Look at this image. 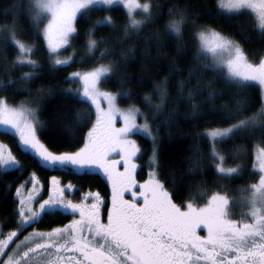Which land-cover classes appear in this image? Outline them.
<instances>
[{
    "label": "snow or ice",
    "instance_id": "obj_1",
    "mask_svg": "<svg viewBox=\"0 0 264 264\" xmlns=\"http://www.w3.org/2000/svg\"><path fill=\"white\" fill-rule=\"evenodd\" d=\"M218 3L230 12L252 10L259 28L264 30V0H218ZM116 4L126 9L123 29L126 34L139 35L145 28L155 27L162 14L157 12L153 16L155 0H10L3 9L5 22L0 23V59H9L4 53L10 43L16 46L18 54L3 69L5 78L0 79V85L4 87L0 91H7L17 79L25 82L27 90V84L41 75L36 71L40 63L31 57L35 45L21 38L22 17L29 32L44 41L53 57L52 63L70 66L74 57L63 60L58 57L71 47L74 34L78 33V15L89 16L97 6L111 12ZM167 15L173 17L167 21L169 34L179 37L189 27L193 29L192 66L187 80L180 82L182 90L201 74L195 71L199 65L202 72L215 70L228 84L239 85L240 90L245 85L252 87L247 82H256L264 95V58L254 62L235 40L195 23L200 17L193 16L186 6L174 5ZM93 23L114 21L108 15ZM86 36L89 49L100 51L101 59L116 55L114 49L98 48L93 29H88ZM153 38L158 39V33L149 37ZM122 55L134 58L131 52ZM25 64L33 71L10 78L16 68ZM212 65L219 69H213ZM119 67L114 60L91 70L71 72L65 79L64 83L79 85L76 95L83 97L79 102L88 105L87 111H76L71 123L64 125L69 140L67 150L54 147L45 137L49 121L41 119L43 106H17L0 96V128L3 134L14 135L19 149L17 152L0 140V167L17 172L13 182L2 184L5 195H11L13 208L8 217L0 220V264H264V147L257 146L255 152L253 167L259 169L258 179L238 189V195L214 191L203 204L194 198L176 202L174 191L166 186L167 181L155 167L150 166L146 179L137 180L141 148L133 138L136 129H142L153 141L155 135L147 119L138 123L139 107L122 109L117 103L120 94L100 88L102 77ZM157 89L163 101L168 89L166 85H157ZM204 90L213 100L225 94L213 88L212 81L204 88L189 89L180 98L191 103L189 117L199 114L196 96ZM62 91L72 94L71 88ZM32 103L40 102L34 99ZM221 108L227 110V105ZM241 111L238 108L223 119L231 120ZM84 127L86 133L73 141L74 133L69 130ZM245 130L250 136L259 133L264 144V104L234 123L206 134L215 139L234 137V133ZM194 152H199L198 145H194ZM21 155L29 159H21ZM213 159L220 161L215 168L221 174L231 176L241 171L239 165L225 167V157L218 151L213 153ZM151 160L153 163L156 160L155 145ZM70 168L96 169L101 173L110 185V201L99 191L91 190L75 200L71 192L78 189L72 181L64 183L58 175L47 179L40 176V170ZM25 173L26 178L16 184L15 179ZM129 194L131 198H127ZM233 201L247 208L237 214L232 210ZM58 212L67 213L72 219L58 226L49 224L47 229L40 227L47 217ZM202 231L205 234L201 235Z\"/></svg>",
    "mask_w": 264,
    "mask_h": 264
},
{
    "label": "trees",
    "instance_id": "obj_2",
    "mask_svg": "<svg viewBox=\"0 0 264 264\" xmlns=\"http://www.w3.org/2000/svg\"><path fill=\"white\" fill-rule=\"evenodd\" d=\"M10 0H0V23L3 19V9ZM156 8L153 16L157 12L162 13L155 27H147L139 35L125 33L126 12L120 6H113L112 11H105V8H94L89 16L79 15L77 18L78 33L74 34L71 47H68L62 54L73 53L74 60L70 66H55L53 57L46 50L42 39L29 32L27 23L21 18L20 27L24 35L21 37L29 44H34L35 49L31 53L32 59L41 65L36 71L40 72L39 78L27 84L17 79L16 84L8 88L7 91H0V96L7 97L9 103L21 105L23 102L38 99L39 105L43 106L41 119L49 121L48 130L45 137L54 147L60 150H67L69 140L68 132L64 125L71 123V117L78 110L87 111L88 105L80 103L73 91L77 89V83L69 81L64 83L69 73L74 71H84L99 64H109L112 61L119 62V69L109 73L102 81V87L107 91L119 93L118 102L120 105H136L141 109V113L149 121L155 141L140 135H135L141 152L138 156L139 168L137 170V180H144L147 170L155 167L162 179L167 181L166 186L174 191L176 202H186L189 198H194L200 204L206 202L207 197L214 191H224L231 196L238 195V189L254 183L259 176L255 171L254 154L257 146L264 147L261 143L259 133L247 135L246 130L234 133V137H226L212 146L210 140L205 135L207 129L227 126L237 119L259 110L262 106V99L259 88L249 83L243 86L228 84L217 71L202 72L199 65L195 71L201 73L188 83L187 88L181 89L180 82L187 80L189 68L192 66V28L184 31L182 36L169 34L167 21L171 16L167 15L173 6H186L193 16L198 15L200 19L195 23L206 28H212L221 34L228 36L240 44L241 48L254 62H258L264 57V30L258 26L255 15L248 11L229 13L219 7L218 0H155ZM111 15L114 23L94 25L93 22ZM139 18V17H138ZM93 29L94 36L98 40L99 49H114L115 56H105L100 58L98 50H90L87 45L86 31ZM158 33V39L153 37ZM101 38L103 40L101 41ZM121 41H125L121 44ZM131 52L133 59H126L123 53ZM17 48L10 43L8 51L4 55L8 56L7 61L0 59V79H4L3 69L11 65L17 56ZM82 61V62H81ZM55 69V70H54ZM218 70L219 68L213 67ZM33 69L28 65H23L14 70L13 76L19 77L24 72H31ZM212 81V87L224 95H217L213 100L209 98L208 91L204 90L196 96L199 103V114L189 117L192 110L191 103L180 99L186 96L191 88L200 89ZM157 85H166L168 95L161 101L158 95ZM4 85H0L3 88ZM72 89V94H65L62 90ZM151 97V99H145ZM227 105V110H222L221 106ZM238 108L243 109L231 120H224L223 116ZM74 133L73 141L86 133L87 127L79 130H69ZM0 130V140L16 148V138L12 134H3ZM9 133H11L9 131ZM155 145V163H149L152 157V149ZM194 145H198L199 152H194ZM217 147L218 152L224 155L223 161L226 167H236L239 165L241 171L231 176L221 174L216 171L217 159H213V153ZM21 159H29L26 155H21ZM16 170H0V220L8 217L13 208L11 195L6 196L2 190L4 181L13 182L16 177ZM52 175L61 176L64 183L69 180L78 190L72 191V197L80 199L82 193L89 190L99 191L106 201H110L109 184L99 172H76L75 168L66 171H45L40 170L42 179H47ZM27 174L15 179V183H20ZM14 192V189H13ZM247 208H242L236 201H233L232 210L239 214ZM72 217L67 213L58 212L50 215L40 225L47 229L49 224L58 226L67 223ZM238 218V217H233Z\"/></svg>",
    "mask_w": 264,
    "mask_h": 264
},
{
    "label": "rangeland",
    "instance_id": "obj_3",
    "mask_svg": "<svg viewBox=\"0 0 264 264\" xmlns=\"http://www.w3.org/2000/svg\"><path fill=\"white\" fill-rule=\"evenodd\" d=\"M113 6H120L121 8H123V6L122 5H120V4H116V5H113ZM112 6V7H113ZM96 8H104V6H97ZM124 9V8H123ZM225 10V9H224ZM124 11L126 12V9H124ZM225 11H227V10H225ZM240 11H248V12H251V13H253L254 15H255V17L257 18V16H256V13L255 12H253L252 10H250V9H243V10H240ZM227 12H229V13H236V12H230V11H227ZM79 16V15H78ZM209 31H211V30H215V29H212V28H207ZM216 31V30H215ZM216 32H218V31H216ZM220 33V32H219ZM46 46V45H45ZM68 48V47H67ZM66 48V49H67ZM65 51V50H64ZM64 51H62V52H64ZM62 52L59 54V59H67L68 57H73V53L72 52H68V53H66V54H62ZM264 58V57H263ZM26 65V64H25ZM100 65H107V64H99V65H97V66H95V67H98V66H100ZM55 66H61V65H55ZM212 67H215V68H219V66H217V65H212ZM94 68V67H93ZM92 69V68H91ZM91 69H88V70H91ZM84 71H87V70H84ZM109 73H107V74H105L103 77H102V79H101V83H100V88L102 89V90H106V89H104L103 87H102V81H103V79L108 75ZM247 83H251V84H254V85H256V82H251V81H249V82H247ZM78 85V84H77ZM257 86V85H256ZM78 87H79V85H78ZM78 87H77V89H78ZM258 87V86H257ZM259 88V87H258ZM76 89V90H77ZM76 90H74L73 91V93H74V95H76ZM107 91V90H106ZM259 91H260V89H259ZM119 94V93H118ZM260 94H261V91H260ZM77 96V95H76ZM119 96L120 95H118V98H119ZM79 99H81V100H83V97L82 96H77ZM261 99H262V104H264V95H262L261 94ZM117 103H118V106L120 107V108H122V109H126V108H128V107H130V106H132V105H120L119 104V102H118V100H117ZM21 105H23V106H26V107H33V108H36L37 107V105H35V103H32V100H30V101H27V102H23ZM21 105H17V106H21ZM145 117H144V115L140 112V114H139V116H138V123H140V124H143L144 123V121H145ZM0 130H3L2 128H0ZM209 130H211V129H207V130H204L205 131V135L207 136V138L210 140V142H211V144H212V146H215L216 145V143L218 142V141H220V140H222V139H224V138H226V137H223V138H215V139H213L211 136H209V135H207L206 133L209 131ZM4 131V130H3ZM8 131H10L11 132V130H8ZM135 135H140V136H143V137H145V138H149V139H151L152 137L151 136H148L142 129H136V134ZM134 139H135V136L133 137ZM216 151H218L217 150V147L215 148V152ZM255 152H256V150H255ZM138 156H139V154H138ZM151 158V157H150ZM220 161L217 159V163H219ZM137 163H138V168H139V162L137 161ZM149 163H152L153 164V162H152V160L150 159L149 160ZM155 163V162H154ZM254 163H255V154H254ZM226 167V166H225ZM255 169V171H257L258 173H259V169L258 168H254ZM0 170L1 171H7V170H11V169H5V168H2V167H0ZM138 170V169H137ZM149 170H150V168L147 170V175H148V172H149ZM75 171L76 172H83V171H88V172H98L96 169H76L75 168ZM216 171L218 172V170L216 169ZM224 175H226V174H224ZM146 178H147V176H146ZM140 181H142V180H140ZM109 189H110V185H109ZM110 196H111V189H110ZM71 198H73L72 197V193H71ZM127 198H131V196H130V194L128 195V197ZM73 199H75V200H78V199H76V198H73ZM110 199V198H109ZM72 219V218H71ZM203 234H205L203 231L201 232V235H203Z\"/></svg>",
    "mask_w": 264,
    "mask_h": 264
},
{
    "label": "flooded vegetation",
    "instance_id": "obj_4",
    "mask_svg": "<svg viewBox=\"0 0 264 264\" xmlns=\"http://www.w3.org/2000/svg\"><path fill=\"white\" fill-rule=\"evenodd\" d=\"M105 211H106V209H105Z\"/></svg>",
    "mask_w": 264,
    "mask_h": 264
}]
</instances>
